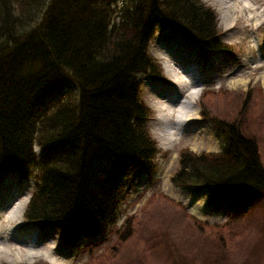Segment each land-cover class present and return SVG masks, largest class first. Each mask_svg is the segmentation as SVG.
<instances>
[{
  "label": "trees",
  "instance_id": "1",
  "mask_svg": "<svg viewBox=\"0 0 264 264\" xmlns=\"http://www.w3.org/2000/svg\"><path fill=\"white\" fill-rule=\"evenodd\" d=\"M121 1L0 0V178L36 169L24 217L53 225L72 248L115 220L130 168L154 170L157 149L136 99L140 77L160 78L146 54L155 28L170 27L205 52L229 50L198 0ZM217 125L228 140L222 152H182L171 183L209 202L251 204L264 194L256 139L241 123Z\"/></svg>",
  "mask_w": 264,
  "mask_h": 264
},
{
  "label": "rangeland",
  "instance_id": "2",
  "mask_svg": "<svg viewBox=\"0 0 264 264\" xmlns=\"http://www.w3.org/2000/svg\"><path fill=\"white\" fill-rule=\"evenodd\" d=\"M202 3L215 14L221 43L233 49L202 57L180 32L157 26L147 50L164 75L162 82L142 79L140 100L153 117L147 131L158 152L151 174L133 176L139 186L135 198L120 204L116 221L96 239L86 238L76 258L58 260L59 233L20 226L28 205L21 202L22 212L12 207L19 205L16 195L26 192L6 174L0 183V264H264V194L251 204L223 197L209 207L170 182L180 152H222L228 140L219 121L251 129L264 167V60L257 53L264 51V0ZM198 85L207 93L197 98ZM66 94L77 99L73 83L66 84ZM33 152L39 159L36 145ZM36 175L32 169L24 180L26 191ZM202 220L205 225H198Z\"/></svg>",
  "mask_w": 264,
  "mask_h": 264
},
{
  "label": "bare ground",
  "instance_id": "3",
  "mask_svg": "<svg viewBox=\"0 0 264 264\" xmlns=\"http://www.w3.org/2000/svg\"><path fill=\"white\" fill-rule=\"evenodd\" d=\"M172 135H174V134H172ZM164 139H165L166 141L171 140V139H169V138H164ZM15 200H17V198H16ZM16 203H19V205H18V206H15L14 208L12 207V209H14L16 212H20V211L22 212V210H23L24 207L21 208V205H22V204H21L20 200H19L18 202H16ZM24 204H26V202H25ZM24 204H23V205H24ZM23 205H22V206H23ZM18 256H19V257H18ZM15 258H17V259H18V258L21 259V256H20V255H17ZM12 260H15V259L13 258Z\"/></svg>",
  "mask_w": 264,
  "mask_h": 264
}]
</instances>
